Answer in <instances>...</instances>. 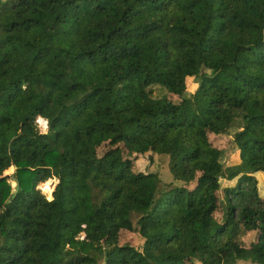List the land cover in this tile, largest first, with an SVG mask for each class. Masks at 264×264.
Here are the masks:
<instances>
[{
    "label": "trees",
    "instance_id": "obj_1",
    "mask_svg": "<svg viewBox=\"0 0 264 264\" xmlns=\"http://www.w3.org/2000/svg\"><path fill=\"white\" fill-rule=\"evenodd\" d=\"M238 120L228 164L208 134ZM257 173L264 0H0V264H264Z\"/></svg>",
    "mask_w": 264,
    "mask_h": 264
},
{
    "label": "rangeland",
    "instance_id": "obj_2",
    "mask_svg": "<svg viewBox=\"0 0 264 264\" xmlns=\"http://www.w3.org/2000/svg\"><path fill=\"white\" fill-rule=\"evenodd\" d=\"M153 97L156 99H161L165 96H168L171 98L174 102H179L180 98L178 96H174L167 92L166 89L162 87H153ZM196 85L194 83H190L189 91L190 93L195 92ZM42 119H37V126L39 128L40 133L45 134L48 131V122L43 119V121H46V124L41 121ZM243 122L241 120H238L234 123L232 129L230 132L226 135H215L209 133V139L212 143V145L220 150H224L228 153L227 156V163H237L239 161V152L235 149L234 146V137L237 132L241 130ZM135 172H146V173H156L160 176L162 180H164L167 183L175 182L174 178L170 172L169 168V157L164 155H157V154H149L145 156H137V160L135 162L134 166ZM16 173V168L13 167L11 172H5L6 176L12 177ZM257 179L259 180L260 184V195L264 198V173H257L256 174ZM50 183V184H48ZM59 181L58 179H51L47 183L40 184L37 189L40 190L46 198L50 201L49 198L53 196V193L55 191L56 186L58 185ZM177 185H182L183 183L175 182ZM13 187H16V183L12 181ZM46 184V185H45ZM236 184V181H234L232 184H227L225 180L222 181V187H226V185H232L234 186ZM45 185V186H44ZM47 186V187H46ZM49 188V189H48ZM51 189V190H50ZM224 213H225V201L222 197L221 202L219 204L218 210L215 214L216 218L219 221H223L224 219ZM241 236L239 238V242L242 245L249 246L252 242H255L257 240V233L256 232H245L244 227L240 228ZM123 243H130L133 246L140 248L144 244V240L141 238V236L137 233H130L126 232L124 233ZM199 264V263H198ZM238 264H252L249 262H239Z\"/></svg>",
    "mask_w": 264,
    "mask_h": 264
},
{
    "label": "crops",
    "instance_id": "obj_3",
    "mask_svg": "<svg viewBox=\"0 0 264 264\" xmlns=\"http://www.w3.org/2000/svg\"><path fill=\"white\" fill-rule=\"evenodd\" d=\"M227 184H232L233 182L226 181ZM226 186H232V185H226Z\"/></svg>",
    "mask_w": 264,
    "mask_h": 264
},
{
    "label": "bare ground",
    "instance_id": "obj_4",
    "mask_svg": "<svg viewBox=\"0 0 264 264\" xmlns=\"http://www.w3.org/2000/svg\"><path fill=\"white\" fill-rule=\"evenodd\" d=\"M41 119H42V118H41ZM41 121H43V119H42ZM43 122L46 124V121H43ZM49 181H50V180H49ZM48 184H50V183H48ZM45 185H46V184H45ZM45 185H44V186H45ZM46 187H47V186H46ZM48 189H49V188H48ZM50 190H51V189H50Z\"/></svg>",
    "mask_w": 264,
    "mask_h": 264
}]
</instances>
